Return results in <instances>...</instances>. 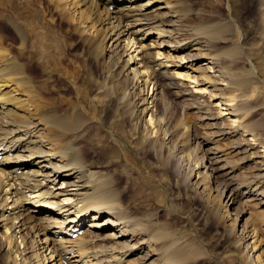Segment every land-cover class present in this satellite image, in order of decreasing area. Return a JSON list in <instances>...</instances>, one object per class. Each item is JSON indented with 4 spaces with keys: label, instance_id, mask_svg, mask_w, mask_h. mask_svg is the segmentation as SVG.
<instances>
[{
    "label": "bare ground",
    "instance_id": "6f19581e",
    "mask_svg": "<svg viewBox=\"0 0 264 264\" xmlns=\"http://www.w3.org/2000/svg\"><path fill=\"white\" fill-rule=\"evenodd\" d=\"M64 1L49 3L63 4L62 10L68 8ZM254 1L251 21L257 25L262 41L256 47L264 58V0ZM10 2L3 0L0 9ZM79 2L80 9L85 7L78 12L79 18L84 13L95 22L107 19L103 27L107 31L99 38L110 36L111 45L108 39L107 45L98 37L92 39L96 46L108 49L106 60L114 67L105 70L107 81L98 86L103 99L114 96L133 132L142 133V141L153 151L168 148L166 160L175 173L197 194L208 195L216 218L237 227L234 220L239 217L232 218L236 213L230 207L238 196L252 200L255 196L264 205V142L257 134L256 120H251L256 111L252 101L264 83V71L246 49L231 0L225 2V13L211 11L213 16H207L204 11V16L195 9L198 21L184 0H71L76 7ZM115 3L119 5L110 9ZM0 17L24 39L10 14ZM61 19L69 21L64 15ZM1 42L0 36V256L5 264H64V260L66 264H185L191 252L167 233L146 232V219L128 213L112 177L90 171L77 144L84 136L90 138L89 121L94 118L87 115L90 112L75 103L66 115L56 113L31 88L24 65L7 54ZM120 53L127 58L118 65ZM46 57L39 54L49 63ZM169 94L180 99L183 112L195 109L207 131L196 135L190 121L171 128L174 100ZM107 132L99 134L102 144ZM108 133L126 151L127 143L120 135ZM174 136L180 139L172 142ZM246 163H250L249 171L243 169ZM215 177L222 178L221 183ZM24 208L27 214L22 213ZM30 208L46 211L36 225L25 220L34 216ZM79 229L82 232L73 237ZM39 232L43 234L40 243ZM257 232L255 227L242 229L238 243L247 250L249 264H264ZM248 236L252 242L247 243Z\"/></svg>",
    "mask_w": 264,
    "mask_h": 264
},
{
    "label": "rangeland",
    "instance_id": "374dc122",
    "mask_svg": "<svg viewBox=\"0 0 264 264\" xmlns=\"http://www.w3.org/2000/svg\"><path fill=\"white\" fill-rule=\"evenodd\" d=\"M49 1L20 0L21 3H19L18 0H11L6 5L5 10L0 9V15L1 13L10 14L14 18V23L20 27L21 36L24 38L22 40L15 27L8 24L5 18L0 17L1 43L7 49V54H10L17 63L24 65L26 78L29 79L28 84L36 90L37 95L41 93L40 96L46 98L47 103H51L49 106L56 113L66 115L72 104L79 103L85 109V112H90H86L87 115L94 117L90 116L91 120L89 121L90 138L84 136L77 143L81 145L80 149L86 163H90V171L106 178L108 176L112 177L113 185L116 186L115 189L120 192H118L120 194L119 199L123 202L125 209L127 208L126 210L133 214L128 213L131 215L139 214L146 219L145 228L148 229L146 232L149 231L148 233L151 234L157 231L167 233L178 241L179 246L191 252V257L188 258L185 264H249L247 262V250L238 243L243 234L242 229L250 230L253 227L257 229L263 244L260 251L263 250L261 254L264 262V205H260L259 199H255V196L253 200L250 197L241 198V196H238L236 203L230 207V210L236 213L232 214V218L235 219L237 215L239 217L238 221L234 220L237 227L233 224L226 225L219 218H216L206 199L208 195L197 194L189 184L184 182L180 174L175 173L171 163L167 162L169 149L164 147L162 152L150 149L149 145L144 143L146 141H142V139L144 140L143 134L133 132L130 122L123 116L124 109L121 108V104L116 102L115 97L110 96L106 100L103 99V93H101L98 86L100 83L107 81L105 70H112L114 67L110 60H106L107 53H109L108 49L96 46L92 39L94 37H104L107 30L103 27H106L104 22H107V19L96 21V23L95 19L92 20V17H87L84 13L79 18L78 12L85 8H79L81 2L77 3L76 7L75 4L71 3V0H67V2L65 0L66 6H64L68 8L61 10L63 4L57 3L59 7H55ZM2 2L3 0H0V4ZM184 2V4L190 3L189 6L193 9L191 15L194 21L199 20V16H194L195 9L201 10L204 16H206V12H208L207 16H213L215 12H218L217 14L220 12L225 13L226 0H184ZM231 2L233 16L244 30L246 49L254 57L263 72L264 58L260 53L262 50L256 47L262 40L257 34V25L251 21L253 15L250 5L255 9V1L231 0ZM117 5L119 4L115 3L114 8V5H111L110 9H115ZM17 11H21V16L17 14ZM204 11L205 13H203ZM254 12L256 13V11ZM63 15L67 16L68 22L61 19ZM103 17L105 18L104 15ZM109 38L110 36L107 38L108 43L111 45L112 41ZM107 39L99 38V41L107 45ZM39 54L47 56L49 63H45L42 58H39ZM120 55L121 53L117 56ZM120 58L121 62L118 65L123 64V60L127 56H120ZM45 69L48 71V75ZM262 78H264V74ZM194 83L196 84V82ZM194 83L192 82L190 85L193 86ZM42 85H46L48 89L45 90L44 87H41ZM259 88L260 92L258 91L257 97L252 101L255 104L253 105L256 111L253 112L251 120H256L257 134L264 142V83ZM100 95L102 96L99 97ZM169 97L174 100L170 114L171 128L176 129L177 127L178 129L182 122L190 121L194 124L196 135L207 131L204 122L200 120L199 113H194L193 110L195 109H187L183 112L180 99L176 98L174 94H169ZM99 99L103 102L99 103ZM120 108L123 113L119 110ZM146 118L148 119L149 115ZM100 119L103 123L98 121ZM119 123L121 124L119 125ZM122 130L125 131L126 136L121 134ZM105 131L117 132L121 140L127 143L126 148H128L125 149L126 151L117 145L108 132V139L105 138V143L102 144L103 141L99 140V134ZM92 134L93 136H91ZM179 139L174 136L172 142ZM207 147L205 145L204 149H207ZM260 148L263 150L264 147ZM243 169L249 171L250 163H246ZM196 179L197 177L193 181ZM215 179V181L218 180L217 182L221 183L222 178L215 177ZM223 198L224 200L226 198L225 201L229 200L225 196ZM31 208L29 212L34 216L31 220H28V218L25 220L30 225L33 223V225H36L39 222V219H36L46 211L33 212ZM22 210V213L27 214L28 210L26 208ZM240 211L241 213H239ZM34 236L35 234H32L28 241ZM37 238L40 243L41 238L43 239L42 232L37 234ZM246 240L247 243L253 241L250 236ZM259 245H261L260 242ZM167 246L169 247V245ZM2 253L0 249L1 256H3ZM1 256L0 264H5ZM128 259H131V257H128ZM63 262L66 264V260ZM129 264L134 263L132 261Z\"/></svg>",
    "mask_w": 264,
    "mask_h": 264
}]
</instances>
